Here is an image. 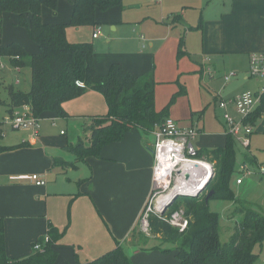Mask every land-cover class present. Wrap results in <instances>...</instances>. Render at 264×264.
I'll use <instances>...</instances> for the list:
<instances>
[{"label": "crops", "instance_id": "1", "mask_svg": "<svg viewBox=\"0 0 264 264\" xmlns=\"http://www.w3.org/2000/svg\"><path fill=\"white\" fill-rule=\"evenodd\" d=\"M178 1L184 2L182 7L195 8L201 14L196 30L187 34L185 53L199 54L191 50L193 43L199 40L201 54L210 55L199 63L201 79L209 77L205 71L211 73L212 67L219 64L223 68H244L249 78L262 80L251 76L249 70L251 55L264 52V0H175V3ZM162 10L164 12V8ZM166 13L162 14V21L157 19V22L165 27L166 37L172 38L169 57L173 60L179 33L182 32H173L172 26L183 22L185 16L186 24L181 28L187 29L188 23L195 25L197 18L191 20V15L183 11L182 18L165 21L163 16ZM141 29L138 32L133 30L136 33L130 41L138 48L134 55L147 61L154 53L156 41L160 45L163 34L155 39L145 36ZM95 47L97 52V44ZM140 47L149 51H139ZM207 57L213 66L208 64ZM132 61L133 58L124 64L132 73L142 75L140 64ZM194 61L198 62L197 58ZM179 65L186 67L188 60ZM11 66L19 72L25 68ZM0 69L3 68L0 66ZM16 82L20 83V80ZM179 85H176L178 91L187 94V87ZM262 87L264 83L246 90L257 91ZM246 90L235 94L229 92L226 97ZM182 98L186 99V96ZM218 102L216 109L221 108ZM64 108L69 117L47 112L40 117L38 134L20 129L19 138L2 142V146L10 147L0 152V221L5 225L7 254L11 258L31 255L33 244L46 235L49 225L53 224L63 233L58 242L59 257L55 264L86 263L112 250L118 243L131 257L127 244L133 242V231L154 190V130L147 133L135 128L122 141L106 145L100 156H88L86 161L77 163L75 152L70 147L81 141L86 145L81 133L88 134L90 131L86 126L93 122L94 117L106 115L109 107L101 92L90 89L65 102ZM157 109L160 110L158 106ZM166 116L176 118L182 128L194 126L200 136L205 134L201 122L194 117L184 120L180 113L168 109ZM64 123L66 132L62 133V129L58 134L56 128ZM70 128L73 134H70ZM57 157L69 164H56ZM76 170V176L72 177ZM32 174L42 175L46 183L36 184L30 178Z\"/></svg>", "mask_w": 264, "mask_h": 264}, {"label": "trees", "instance_id": "2", "mask_svg": "<svg viewBox=\"0 0 264 264\" xmlns=\"http://www.w3.org/2000/svg\"><path fill=\"white\" fill-rule=\"evenodd\" d=\"M58 1L0 0V16L15 13L17 26L25 28L38 47V51L28 52L21 44L12 42L0 48V55L8 56L11 65L31 69V87L28 91L17 90L9 84L1 85L7 91L9 100L6 102L0 99V106L4 105L7 112H13L17 107L29 105L38 117L47 112L69 117L64 108L65 102L90 89L101 92L109 111L106 115L94 117L93 122L86 126V130L91 132L86 145L81 141L70 147L75 152L78 163L86 161L88 156H100L106 145L122 141L135 128L152 133L168 116L167 109L158 110L156 106L157 81L154 69L136 75L124 64L113 62L108 72L101 74L96 69L95 44L72 43L67 38L68 24L75 27L97 26V11H107L122 5L123 0H71L72 13L68 24L44 21L43 6H49L56 13ZM180 18L181 14L174 15L175 20ZM185 53L184 41L181 40L178 54ZM263 115L264 96L258 109L246 121L254 126ZM235 138L227 133L223 146L198 151L199 158L207 156L214 163L215 175L201 194L178 197L185 209L187 228L181 231L169 221L170 215L178 210L177 206L170 207L164 215L153 212L149 217L150 236H134V244L144 246L150 239L157 240L160 246L172 243L180 264H254L258 257L254 247L264 240V214L255 210L250 202H239L232 213L243 214V219L236 224L231 239L222 243L217 227L219 214L212 211L205 201L210 189L215 190L211 199H235L231 188L237 165ZM9 148L0 144V152ZM245 162L258 165L256 158L250 155H245ZM55 163L69 164L60 157L55 159ZM47 234L50 241L44 244L43 250H33L25 258H11L6 251L5 225L1 220L0 264H55L59 257L58 242L63 233L50 224ZM44 237L45 235L38 241H43ZM78 264L134 263L124 246L118 243L115 248L98 258Z\"/></svg>", "mask_w": 264, "mask_h": 264}, {"label": "rangeland", "instance_id": "3", "mask_svg": "<svg viewBox=\"0 0 264 264\" xmlns=\"http://www.w3.org/2000/svg\"><path fill=\"white\" fill-rule=\"evenodd\" d=\"M183 3L184 2L180 1L175 3V0H123L122 5L114 6L107 11L98 10L96 18L99 23L97 26L85 25L75 27L68 24L72 13L71 0H59L57 12L54 13L49 6L44 5L42 8V17L46 22L67 23V38L72 43L93 42L97 44L98 49L95 54V64L98 72L99 70L103 71L99 72L101 74L108 72L113 62L124 64L127 60H131L132 58L133 63L140 64L142 68L141 74L154 69L158 77L156 78L158 81L156 103L160 110H174V112L180 113L184 120H191V118L194 117L195 120L200 121L201 127H204L205 134L202 136L198 134V137L193 139L194 146L197 150L202 148L207 150L215 149L225 144L227 134V127H225L226 122L223 117L225 110L221 108L216 109V102L219 101L221 97L227 98L226 95L229 92H234L235 94L239 92V90L254 89L261 83H264V78H260L262 79L260 81L255 78H249L247 76V70L244 68H223L224 66L219 64H216L217 67H214L209 57H207L208 64L213 66V70L211 69V73H208L209 70L205 71L209 77H205V80L201 79L202 73L199 63L203 62V57L206 58V56L210 55L201 54L200 41L196 40V43H193V48L191 49L192 51H198L199 54H178L179 42L181 40L184 41V50L186 51L187 34L189 31L196 30L195 28L201 17L199 10L189 7L184 8L182 7ZM163 8L165 13L168 12L163 16L165 21L168 19L174 20L175 14L183 15V11L191 15V17H189L191 20L197 18L196 24L191 25L192 23H188L189 26L187 29L181 28L183 24H186L185 16H183V22H178L175 26H172L174 29L173 32H182L181 34L179 33L178 44L175 49L173 60L169 57L172 52V50H170L172 38L166 37L167 34L164 32L165 27L157 22V19L162 21V14H164ZM16 23L17 15L15 13H4L0 16V48L9 43L16 42L21 44L28 52L38 51L37 44L30 39L27 30L17 26ZM96 27H100L99 38L94 39L93 33ZM141 27H143V29H141ZM135 29L137 32L141 29V32L145 36L149 35L155 39L163 34L160 45L156 41V45L152 51L154 53H151L147 61L143 59L139 60L137 55H134L137 54L138 48L136 44L132 45L130 40H132L131 36L133 33H136L133 32ZM209 29H211V27H209ZM219 34H221V32ZM71 39H74V41H71ZM148 43L150 44V42ZM141 50L143 52L149 51V49L145 50L140 47L139 51ZM195 58H197L198 62L194 61ZM186 59L188 60V65L186 67L179 65ZM0 61L4 64L3 69H0V99L7 102L9 100L8 93L4 86L1 85L4 83L13 85L17 90H29L31 87V69L30 67H25L21 72L14 70L10 64L9 58L5 56L0 55ZM232 71H236L237 74L232 76L229 80L231 83L227 84L225 80L226 73ZM17 79L20 80V83L16 82ZM179 83L187 87L188 93H184L186 99L182 98L184 95L178 91L179 88H176V85L180 87ZM5 111V106L1 105L0 115H4ZM230 112L235 114L238 120H242L243 115L238 114L234 107L230 108ZM98 123H100V121ZM56 129L58 130V134H60L62 129L66 132V123L58 125ZM21 131L5 126L2 127L0 129V144L2 145V142L7 140H16L21 135ZM2 132L5 134L2 135ZM69 132L73 134L71 128ZM90 133L91 132L88 134L81 133V138L86 143H88L87 137L90 136ZM62 136L67 137L66 135ZM250 139V146H245L238 138L234 139L237 165L236 172L231 181V188L235 193V199H211L209 202L211 210L219 214L217 227L219 238L222 243L228 242L231 239L236 224L243 219V214L232 213L239 202H250L255 210L264 214V176H261L257 172V164L244 162L245 155H250L256 158L258 164L264 163V115L252 126ZM74 158H76V156H74ZM202 158L210 162L214 176V163H212L207 156H203ZM244 163L249 168L250 173L244 169ZM76 172L78 171L76 170L72 177L76 176ZM239 178L241 182L237 181ZM174 185L175 182H172L169 188L163 190L159 188L152 194L137 227L133 231L131 240H134V236L138 235H144L145 237L150 236L149 217L153 212L160 214V212L157 211L158 200H161L168 194H172ZM181 196H177L168 204L165 213H168L167 210L170 207L175 206L179 207L178 210L182 209L185 211L182 207V200L178 198ZM159 244L160 243L155 239H150L148 244L144 246L130 242L127 244V252H130L134 264H180L176 256L177 251L174 244L165 243L161 246ZM155 246H158V248H154ZM254 251L258 254L254 264H264V240L255 245Z\"/></svg>", "mask_w": 264, "mask_h": 264}, {"label": "built area", "instance_id": "4", "mask_svg": "<svg viewBox=\"0 0 264 264\" xmlns=\"http://www.w3.org/2000/svg\"><path fill=\"white\" fill-rule=\"evenodd\" d=\"M100 27H96L93 36H99ZM251 65L249 73L253 77H264V52L254 53L251 55ZM0 66L4 64L0 61ZM237 74L236 71L227 73L225 80L229 81L232 76ZM264 96V87L257 91L246 90L230 98H220L219 106L225 110L224 120L227 126V133H231L242 141L245 146H250V136L252 134V124L246 121V118L252 115L260 106ZM234 107L236 112L243 115L242 120H238L235 114L230 112V108ZM8 127L17 130H32L35 134L41 126V118L35 116L29 105L17 107L13 112H4L0 115V129ZM65 131H62L64 133ZM155 142L153 145L155 165H154V190L153 193L160 189H167L172 182H175L174 190L180 189L181 195H197L201 194L202 185L205 178V170L201 168L202 164H206L212 171L210 162L203 160L197 156L198 150L193 144V139L199 134V130L192 126L182 128L178 123L168 117L161 124L157 125L153 131ZM5 133L2 132V135ZM244 169L250 173L249 168L244 163ZM257 172L264 176V163L257 165ZM190 178H187L186 175ZM31 180L38 185L46 183V179L40 174H32ZM241 182L239 178L237 180ZM158 208L162 206L158 200ZM148 221L147 219H145ZM170 222L184 231L187 228L188 220L184 210H177L171 214ZM50 241V236L45 235L43 241H37L33 244L34 250H43L44 244Z\"/></svg>", "mask_w": 264, "mask_h": 264}, {"label": "water", "instance_id": "5", "mask_svg": "<svg viewBox=\"0 0 264 264\" xmlns=\"http://www.w3.org/2000/svg\"><path fill=\"white\" fill-rule=\"evenodd\" d=\"M213 173H214V172L211 171L209 177L205 180V182H204V184L202 185V188H201L202 191H204V190L208 187V185H209V183H210V181H211V179H212ZM186 177H187V178H190V176H189L188 174L186 175ZM214 193H215V190H214V189H210V190L207 192L206 197H205V201H206V204H207V205L209 204L210 199H211V197L214 195ZM177 196H181V190H180V189H176V190L172 193L170 199H169L168 201H166V203L162 204V206H160V207L158 208L157 211L160 212V215H164V213H165V211H166V209H167V207H168V204H169L174 198H176Z\"/></svg>", "mask_w": 264, "mask_h": 264}, {"label": "bare ground", "instance_id": "6", "mask_svg": "<svg viewBox=\"0 0 264 264\" xmlns=\"http://www.w3.org/2000/svg\"><path fill=\"white\" fill-rule=\"evenodd\" d=\"M201 168L205 170V174H204V176H202V179L205 178V180H206V179L209 177V175H210L211 169H210L206 164H205V165L202 164ZM173 192H174V191H173ZM171 195H172V194H168L167 196L163 197V198L160 200V201H161V204L166 203V201H168V200L170 199Z\"/></svg>", "mask_w": 264, "mask_h": 264}]
</instances>
